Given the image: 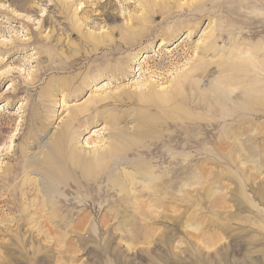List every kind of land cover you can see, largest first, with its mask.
I'll list each match as a JSON object with an SVG mask.
<instances>
[{
	"label": "rangeland",
	"instance_id": "obj_1",
	"mask_svg": "<svg viewBox=\"0 0 264 264\" xmlns=\"http://www.w3.org/2000/svg\"><path fill=\"white\" fill-rule=\"evenodd\" d=\"M215 36L219 49L232 38L264 42V0H0V174L14 153L24 152L28 164L49 146L59 158L54 174L36 165L14 179L13 185L36 180L20 201L24 211L7 210L1 201L13 196L0 195V219H36L0 223V264H264V195L257 193L264 164L246 163L241 172L222 161L223 152L204 164L216 143L177 146L167 135L179 126L159 127L164 139L143 140L157 141L159 152L131 150L119 162L117 150L118 163L111 161L100 180L87 181L96 169L73 173L58 164L64 154L76 163L74 150L91 155L120 142L119 134L133 131L147 112L145 102L177 88L181 71L203 58L201 46ZM211 53L205 57L215 61L219 54ZM44 66L50 69L41 74ZM147 89L157 98L142 101ZM156 113L149 111L153 120ZM258 120L264 125V117ZM253 145L264 147V138ZM181 153L190 169L204 164L221 175L174 171ZM129 160L151 162L170 187L155 194L146 187L154 182L138 175L131 185L127 175L136 168ZM117 176L126 180L124 191L110 188ZM42 178L59 194L53 217ZM138 199L151 206L150 217L123 223L141 216ZM104 216L111 219L100 222Z\"/></svg>",
	"mask_w": 264,
	"mask_h": 264
},
{
	"label": "bare ground",
	"instance_id": "obj_2",
	"mask_svg": "<svg viewBox=\"0 0 264 264\" xmlns=\"http://www.w3.org/2000/svg\"><path fill=\"white\" fill-rule=\"evenodd\" d=\"M217 37L218 36H215L209 39L206 44L201 46L200 52L202 53L203 58H196L193 64L181 71L177 88L172 89L170 92H167V95L154 101L149 99L152 97V93L150 92L151 89H149V91L147 89V91L144 92L141 100L145 101L148 99L151 103L145 102L147 112H140L143 113V115H138L141 117H138L139 120L134 116L136 118V125L134 124L135 127L133 128L135 129L133 131H123L119 134V139H121L120 142L126 143L116 141L108 143L107 146L100 148V150H95L91 155H83L80 154L81 152L74 150L76 152L75 158H77L76 163H74L75 160H73L72 157L70 158V161L64 154L58 164H61L63 170L73 173H77L80 169L84 170L87 168L88 171L96 169V175L89 179L87 178V181L92 179L100 180L104 178L106 172L104 170L109 166L111 161L115 164L118 163L116 159H113V155L116 153L118 154L119 152H116L117 150L121 151L119 162H123L122 160L126 159L125 157L128 156V152L131 150L146 153H151L154 150L159 152L157 141L144 143L145 141L143 140L149 139V141H151V139L154 138L157 140L162 139L164 134L159 133V127L162 128L167 126H179V129H176L173 135H167L168 140L173 141L177 146L190 148L193 145L198 146L201 143H216L215 150L209 149V153L204 157L206 158L203 161L204 164L212 159L211 156L213 152L214 155L217 152H223L224 155L222 161L224 163H234L239 165L238 169L241 172L247 168L246 163H252L254 166L257 164H264V147L253 145V143H257L258 139L262 137L264 138V125L262 121L258 120L259 118L264 117V42L258 40L257 42L256 40H254L255 42H247L245 40L232 38L230 39V45H225L219 49L215 44ZM219 51H221L220 54L218 53ZM208 52L218 53L219 56L218 58L216 57L217 59H215V61H211L205 57ZM213 64H215V66H213ZM48 69H50L49 66L41 68V74H44ZM155 98H157V96ZM100 100H104V98H98L96 101ZM150 110H154L157 113L159 112L158 115L156 113L157 116L154 120L152 118L155 116H152L151 118L149 114ZM113 118H115V120L117 119V117ZM154 129L157 132L156 136H153ZM191 131L194 133L190 134ZM133 139L135 142H139V140L135 139H142V143H134ZM53 152L54 151H51V148L47 146L45 147L42 156L38 158L36 157L34 160H28V164L23 163L22 158L24 152L22 154L14 153L16 156L13 154L14 157H10L12 161L11 166L7 167L5 171L0 174V195L8 196V194H11L13 196L12 200L1 201L4 202L3 204L6 206L7 210L16 211L17 209L18 211L21 207L20 201L29 196L30 189L34 187V182H36L34 179H30L29 181L26 179L23 184L13 185L14 179L18 177L19 174H23L26 167H34L38 165L44 172L47 171L50 174H54L53 167L56 166V162L54 161L55 159L59 160V158H56L57 155ZM161 152L162 151L160 150V153ZM99 153L100 155H98ZM164 155L165 153L160 154L161 157ZM182 155L184 157H182L181 160H179V156H177V167L174 168V171L180 169L183 173L190 170L193 173V178L201 175V173L204 174L205 172L208 173L207 177H209L210 173V177H218L221 175V172L212 173V171L208 170L204 164H199L194 169H190V162L186 161L187 155ZM82 161H88L89 164H82ZM130 163L136 168L133 174L131 173L127 175L131 185L135 184V175H138L139 177H148L150 178V182H154L152 186L147 184L146 187L152 188V192L155 194L161 191L165 192L170 187V182L167 183L161 181V177L164 173L156 174L154 171V165H151V162H133L129 160V164ZM85 178L86 176L80 178V180L83 181ZM47 179L48 178H42L41 181L42 184H44L46 192H48V201L51 203L49 211L52 212L51 217H53V214L59 210L54 206L55 202L53 198L57 197L58 199L59 194L53 195ZM154 180L159 181L156 182ZM73 181L80 182L77 178H74ZM111 183L110 188L112 190L118 188L119 191H124L126 189V180H124V177L117 176L111 180ZM159 186L161 187L159 188ZM103 192L109 193L107 190H103ZM257 193H259L260 196H263L264 187L257 188ZM147 195L150 196V193ZM135 197L137 198V196ZM138 201L137 204L141 208L139 209L138 215L143 217L130 215L121 220L123 223L129 224L130 226H136L142 224V222L146 220V217H150V214L152 213L150 209L151 206L145 202V209L142 206L144 200L138 199ZM158 201L161 206L164 204L163 198L158 199ZM236 201L241 205L239 199H236ZM33 204L36 205L34 202ZM25 208L21 207L22 211H24ZM0 209L3 211L5 207L3 208L1 206ZM83 218L78 217L75 219L74 223L81 225L84 220ZM110 219L111 218L104 216L101 218L100 222L106 223ZM34 220L36 219H33L31 216L27 218L19 216L17 219L1 218L0 223L8 224L15 221L18 225H21L23 222H34ZM41 222L48 224L47 219H42Z\"/></svg>",
	"mask_w": 264,
	"mask_h": 264
}]
</instances>
